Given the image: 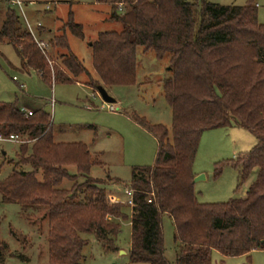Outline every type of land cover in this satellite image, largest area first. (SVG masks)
Wrapping results in <instances>:
<instances>
[{
	"label": "trees",
	"instance_id": "trees-1",
	"mask_svg": "<svg viewBox=\"0 0 264 264\" xmlns=\"http://www.w3.org/2000/svg\"><path fill=\"white\" fill-rule=\"evenodd\" d=\"M94 2L109 4V20L121 22L123 29L101 32L91 43L98 76L92 88L134 84L139 47L154 51L160 59L169 54L173 73L163 83L172 130L134 115L157 138L158 151L154 164L133 168L127 264H172L165 255V214L173 220L179 243L176 264H212L213 250L224 256L264 250V24L258 22L256 7L208 0ZM64 28L79 38L85 36L72 13ZM41 41L9 7L0 43L15 48L24 68L50 84L72 82L87 73L71 51L66 33L47 43L66 50L61 63L39 45ZM22 109L18 98L0 102V133L33 140L31 146L22 143L18 152L20 163L32 170L15 169L0 181V203L46 208L49 264H86L84 248L90 236L106 253L119 252L122 220L128 215L123 203L110 201L104 183L90 176L92 166L102 163L83 142H56L45 110L27 115ZM234 125L251 132L258 142L235 160L222 162L215 176L231 165L238 171V189L255 177L243 196L200 202L193 182L200 139L205 131ZM65 180L73 182L70 189L61 188ZM8 252L9 245L0 243V261Z\"/></svg>",
	"mask_w": 264,
	"mask_h": 264
},
{
	"label": "rangeland",
	"instance_id": "rangeland-1",
	"mask_svg": "<svg viewBox=\"0 0 264 264\" xmlns=\"http://www.w3.org/2000/svg\"><path fill=\"white\" fill-rule=\"evenodd\" d=\"M14 1V2H13ZM0 0V30L6 19L8 8L20 16L24 27L44 40L45 45L56 36L66 33L69 47L87 69V73L74 77L72 82L47 83L40 75L24 68L15 48L0 43V102H12L25 108L43 109L50 114L56 142H83L92 157L102 165H93L90 176L104 183L111 202L125 205L128 218L122 220V231L117 244L119 252L106 253L93 236H86L89 243L84 248L86 264L128 263L131 241V206L127 190L134 167L154 164L158 151V140L144 128L134 115L150 124H161L172 130V110L164 95L163 83L172 77L170 55L163 59L152 50L137 49L138 64L136 82L129 85L107 87L105 90L114 98L116 111H110L105 102L92 88L91 83L98 76L92 62L91 43L101 32H121L123 25L111 21L109 4L94 0ZM219 5H246L252 3L258 13V22L264 24V0H208ZM73 14L74 21L83 26L84 38H79L64 27ZM67 31V32H66ZM66 50L47 46V53L53 54L57 63ZM14 76L18 80H14ZM23 85V86H21ZM95 96V97H94ZM87 106H91L88 108ZM23 142L0 141V181L5 180L13 170L31 171V165H22L18 152L22 143L30 146L33 140L20 135ZM172 142V134L170 135ZM258 139L248 130L230 126L205 131L193 170L205 178L196 182L195 191L200 202H226L234 195L243 196L253 181L247 179L240 189L238 171L231 165L223 168L219 177L216 168L224 162L236 159L251 150ZM6 152V154L4 153ZM76 172L74 166L69 167ZM42 180V172L37 174ZM79 181H83L79 178ZM73 182L65 180L61 188L70 189ZM165 255L176 264L179 243L175 241V227L172 218L162 217ZM48 215L46 208L25 207L17 203H0V243L9 245L5 261L0 264H49ZM127 254H120V251ZM212 264H264V250L250 254L224 256L218 250L212 252Z\"/></svg>",
	"mask_w": 264,
	"mask_h": 264
},
{
	"label": "built area",
	"instance_id": "built-area-1",
	"mask_svg": "<svg viewBox=\"0 0 264 264\" xmlns=\"http://www.w3.org/2000/svg\"><path fill=\"white\" fill-rule=\"evenodd\" d=\"M14 2V1H13ZM17 4H19L21 7H22V2L20 0H18L17 2H15ZM34 35V34H33ZM39 45L41 47H47L48 45H45L44 41H41L39 42ZM14 80H18L16 76H14ZM23 86V85H21ZM95 97V96H94ZM107 108L110 110V111H116V106H114L113 104H107L106 105ZM88 108H91V106H87ZM27 115H32V110H27L25 108L22 109ZM0 141H11L13 143H18V142H23V139H21V136L18 135V134H9V135H4L2 133H0ZM127 194L130 196V199L128 201V204L129 205H132L133 204V198H132V195H133V191L131 189H128L127 190ZM112 264H119V263H112Z\"/></svg>",
	"mask_w": 264,
	"mask_h": 264
},
{
	"label": "water",
	"instance_id": "water-1",
	"mask_svg": "<svg viewBox=\"0 0 264 264\" xmlns=\"http://www.w3.org/2000/svg\"><path fill=\"white\" fill-rule=\"evenodd\" d=\"M97 92L99 93L100 97H101L105 102L110 103V104H112V103L115 102L114 98L111 97V96L107 93V91L105 90L104 86L99 85V86L97 87ZM204 178H205L204 175H199V176H197V177L194 178L193 182L196 183V182H198L199 180L204 179Z\"/></svg>",
	"mask_w": 264,
	"mask_h": 264
},
{
	"label": "crops",
	"instance_id": "crops-1",
	"mask_svg": "<svg viewBox=\"0 0 264 264\" xmlns=\"http://www.w3.org/2000/svg\"><path fill=\"white\" fill-rule=\"evenodd\" d=\"M23 108H25L24 106H22ZM25 109H27V110H35V109H32V108H25ZM4 153L6 154V152L4 151ZM194 171V170H193ZM194 174H195V176L198 174L197 172H194ZM194 186H196V184L194 185ZM240 195V194H239ZM123 253H125V254H127V251H124V250H121L120 251V254H123ZM112 263H117V262H112Z\"/></svg>",
	"mask_w": 264,
	"mask_h": 264
}]
</instances>
